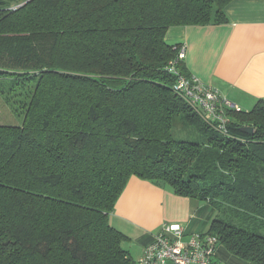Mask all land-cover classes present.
Segmentation results:
<instances>
[{"label":"trees","instance_id":"obj_1","mask_svg":"<svg viewBox=\"0 0 264 264\" xmlns=\"http://www.w3.org/2000/svg\"><path fill=\"white\" fill-rule=\"evenodd\" d=\"M232 1L0 0V264H135L110 222L132 176L208 202L207 233L264 264V99L221 130L166 40Z\"/></svg>","mask_w":264,"mask_h":264},{"label":"crops","instance_id":"obj_2","mask_svg":"<svg viewBox=\"0 0 264 264\" xmlns=\"http://www.w3.org/2000/svg\"><path fill=\"white\" fill-rule=\"evenodd\" d=\"M225 12L224 23L172 26L166 40L186 46L184 59L191 77L249 110L264 99V0H233ZM213 215L206 201L132 176L110 222L124 234L123 248L136 261L164 225L180 224L187 235L204 234ZM134 251L139 253L136 259ZM214 264L244 263L218 244Z\"/></svg>","mask_w":264,"mask_h":264},{"label":"built area","instance_id":"obj_3","mask_svg":"<svg viewBox=\"0 0 264 264\" xmlns=\"http://www.w3.org/2000/svg\"><path fill=\"white\" fill-rule=\"evenodd\" d=\"M184 54L186 46L181 47ZM176 90L192 106L210 115L217 127L227 129L224 109H239L228 97L191 78L180 77ZM219 239L214 234H186L180 224L164 225L135 264H214Z\"/></svg>","mask_w":264,"mask_h":264},{"label":"rangeland","instance_id":"obj_4","mask_svg":"<svg viewBox=\"0 0 264 264\" xmlns=\"http://www.w3.org/2000/svg\"><path fill=\"white\" fill-rule=\"evenodd\" d=\"M6 4H11V5H14L15 4V0H3ZM252 109V108H250ZM249 109V110H250ZM179 129L181 128L180 126L178 127ZM183 137V136H182ZM132 255L134 256V258L136 259L139 255L138 251H134L132 252Z\"/></svg>","mask_w":264,"mask_h":264},{"label":"water","instance_id":"obj_5","mask_svg":"<svg viewBox=\"0 0 264 264\" xmlns=\"http://www.w3.org/2000/svg\"><path fill=\"white\" fill-rule=\"evenodd\" d=\"M24 3H25V2H24ZM20 5H23V4H20ZM244 131H247V132H248L249 130H247V129H244Z\"/></svg>","mask_w":264,"mask_h":264}]
</instances>
